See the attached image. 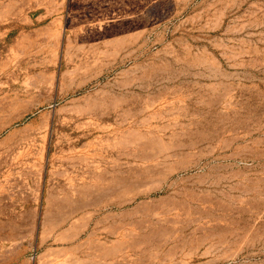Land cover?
Masks as SVG:
<instances>
[{"label": "rangeland", "instance_id": "374dc122", "mask_svg": "<svg viewBox=\"0 0 264 264\" xmlns=\"http://www.w3.org/2000/svg\"><path fill=\"white\" fill-rule=\"evenodd\" d=\"M0 264H264V0H0Z\"/></svg>", "mask_w": 264, "mask_h": 264}]
</instances>
